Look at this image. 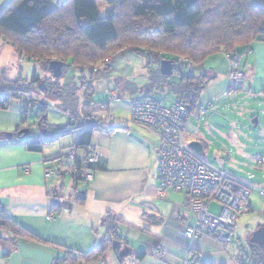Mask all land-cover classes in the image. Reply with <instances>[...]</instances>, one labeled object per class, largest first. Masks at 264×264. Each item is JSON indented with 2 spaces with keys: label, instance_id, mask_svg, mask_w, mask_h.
<instances>
[{
  "label": "crops",
  "instance_id": "crops-1",
  "mask_svg": "<svg viewBox=\"0 0 264 264\" xmlns=\"http://www.w3.org/2000/svg\"><path fill=\"white\" fill-rule=\"evenodd\" d=\"M9 1L0 0V9ZM239 51L242 55L241 70L244 74V82L239 90H245L246 94L263 91L264 40H254L240 47ZM3 53L6 60L9 54L17 57L19 62L26 58H20L13 46L0 39V56ZM13 57L10 64L13 62ZM3 64L0 58V95L13 92L11 84L15 82L19 87L31 85L32 91L36 88L37 83L30 84L31 80L22 79L21 65L17 66L16 71L10 67V64ZM174 64L176 65V62ZM227 68L228 63L222 51L208 56L201 63L192 64L185 70L188 76H185L186 72H184V78L179 75V84L170 85L176 94L173 102L182 97L183 84L188 82L186 78L189 80L191 78L190 81L195 83L196 87L200 86L196 104L204 103L207 109L215 102L226 104L232 97H221L219 100L213 98H218L226 86ZM44 71L47 72L46 69ZM34 75L37 76L36 71ZM38 78L47 79V83L54 86L57 84L52 82L54 78L50 75L49 78ZM70 79L63 80L62 87L70 86L72 83ZM55 88L52 89V94L54 97H60L62 90L59 91L60 95H57ZM109 89L107 88L106 91ZM23 92V89L15 91L18 94ZM131 92H133L131 89L120 94L117 91L115 95L117 98L107 96L105 92L106 99L98 100L96 106H93L94 96L87 97L83 92V100H80L78 89L69 94L72 100L78 102L76 109L79 102L86 108L84 113L83 111L79 113L80 120L83 119L82 114L89 117L82 121L84 125L104 120L108 112L113 113L114 116L113 120L104 125L109 129L108 135L91 137V142L97 145L100 158L94 177L88 182L69 176H63L60 180L44 176L47 170L62 168L70 163L68 159L58 161L54 159L78 140L81 129L75 126L73 128H77L78 134L75 137L70 135L63 138L62 136L69 134L71 130L63 129L66 124L62 126L48 124L45 104H43L45 122L42 124L35 110H27L25 115H22L21 109L26 103L20 98H11L6 108H0L2 213L48 242L40 243L27 239L16 235L8 228L0 227V264H54V259L63 257L67 248L86 253L99 244L106 247L101 257L78 264H180L182 262L185 250L171 242L165 241L164 245L167 249L162 258L156 259L151 255L154 248L162 241L165 223L188 226L192 224L193 219L184 207V193L175 190H168L163 196L157 193L159 142L153 134L142 127L129 124L124 118L130 114L131 101L136 98ZM32 93L35 96L29 100L40 102L36 96L43 92ZM242 93L246 95L245 92ZM90 98L92 104L88 106ZM103 104L108 106L107 110L100 108ZM198 122L189 120L184 136L189 142L193 140L202 142L206 153L205 137L199 130ZM24 129L29 130L28 135L19 134V131ZM188 129L192 133L191 136L188 134ZM58 131L63 134L57 136ZM8 132L12 133L10 139L6 137ZM222 134L228 137V133ZM232 137L233 143L241 146L242 143L238 138L234 135ZM31 140L42 142L40 150L28 149L26 143ZM55 142H59V146H52ZM84 151L83 148L77 151V157H83ZM240 153L247 159L253 158L245 151L241 150ZM208 165L218 169L209 163ZM263 166H258L261 169L260 176L251 174L250 182L256 187H264ZM226 172L239 180H248L229 171ZM255 178L257 179L254 180ZM260 205L264 207V196L254 188L239 210L252 213L254 208ZM50 213L54 218L48 220L46 216ZM260 226H264V216L259 219L256 228ZM113 241H118L120 247L113 248ZM196 246L199 247L205 264L227 263L225 259L217 257L216 254L220 249L215 244L201 239L196 242ZM122 250L125 252L120 255ZM236 259V257L229 259L228 264H237Z\"/></svg>",
  "mask_w": 264,
  "mask_h": 264
},
{
  "label": "trees",
  "instance_id": "trees-1",
  "mask_svg": "<svg viewBox=\"0 0 264 264\" xmlns=\"http://www.w3.org/2000/svg\"><path fill=\"white\" fill-rule=\"evenodd\" d=\"M105 1L113 8L99 16L95 0H10L0 9V39L13 46L20 58L32 59L44 67L51 60H61L81 71L92 69L106 56L125 47H135L147 55H161L160 52H164L166 58L173 61L176 55H185L192 65L201 63L214 53L233 49L239 51L240 47L254 40H264V0ZM122 6L126 12L117 9ZM141 28L142 31L138 32ZM175 67L174 72L182 77L184 72L180 73L177 65ZM186 80L188 82L183 84L182 97L174 103L183 102L194 108L200 86L196 87L191 78ZM39 81L38 76L34 75L30 84ZM92 84L87 97H92ZM17 85L16 82L12 83L13 92L0 95V108H6L11 98H20L26 103L35 96L31 85ZM53 88L54 84L47 83L45 93L52 94ZM71 88L64 87L60 97H71L69 94L77 90ZM21 89L24 90L23 94L15 93ZM91 101L90 98L88 106L92 104ZM44 113L45 107L39 117L41 124L45 122ZM77 127L83 129L77 140V151L81 148L85 150L91 142L92 131L86 128L88 125L78 124ZM41 144L40 140L26 143L28 149L34 150H40ZM62 159L67 158L60 154L54 160ZM0 227L8 228L24 238L48 243L20 226L2 210ZM105 249L103 244L86 253L67 248L63 257L54 259V264L87 263L101 257ZM252 259L253 264H264V255ZM236 263L252 264L241 258H237Z\"/></svg>",
  "mask_w": 264,
  "mask_h": 264
},
{
  "label": "rangeland",
  "instance_id": "rangeland-1",
  "mask_svg": "<svg viewBox=\"0 0 264 264\" xmlns=\"http://www.w3.org/2000/svg\"><path fill=\"white\" fill-rule=\"evenodd\" d=\"M95 3L99 16H103L107 9L113 8V5L107 4L105 0H95ZM117 9L125 11V7L123 6L117 7ZM141 31L142 28L138 32ZM160 54L147 55V53L139 51L135 47H125L120 53L116 52L106 56L100 63L93 65L92 69L81 71L78 68L74 69L65 65L61 77L57 80H51L57 83L55 91L57 95H60L59 91L64 90V87H62L64 83L62 81H67L71 78L70 82L72 83L69 87H75L80 91V100H83V92L84 95L90 94L89 86L90 83H93L92 96L95 99L93 106L97 105L98 100L106 99L105 92L107 96L109 94V96L117 98L115 96L117 91L120 94L121 92L128 91V89L133 90L131 92L132 96L134 95L133 97L146 96L159 100L164 105H170L176 99L174 88L170 85L172 83L179 84L180 77L178 72H173L169 76L161 74L159 59H165L166 56L164 52H160ZM4 56V53L0 56L4 63L3 65H9L13 56L9 54L7 60L6 56ZM179 57L186 56L176 55L174 62H177ZM10 65L16 71L17 66L21 65L22 70L20 73L24 80H31L34 71H36L38 77L49 78L50 75L48 71H44L45 67L41 63L34 62L32 59L23 58L19 62L17 57H13V62ZM176 65L180 67V63H176ZM184 72H186L185 76H188V72ZM107 88L115 90L109 89L106 91ZM242 92L246 94L245 90H238L231 96L232 98L230 97L231 99L226 104L213 103L211 107H208V114L198 124H200L199 130L204 134V144L207 147L203 158L215 168L226 170L238 177L248 179V173L257 176L261 174V169L258 168L253 159L257 155L264 156V92L246 95H243ZM36 98L40 100L42 105L45 104L47 106L46 115L48 124L56 126L66 124L63 129L67 128V130H71L69 134L63 135V138H67L70 135L75 137L78 134L77 128L80 130L81 127H77L76 129L73 127L83 124L82 121L87 117L85 114H82L83 119L80 120L81 116L79 113L86 111L83 103L81 105L79 102V106L76 109L78 102L76 103L70 97H54L53 94L45 92L40 93ZM100 108L107 110L108 106L103 104L100 105ZM115 114L118 115L116 112ZM108 116H113V113L108 112L106 118ZM129 117L130 114H127L124 118L128 120ZM106 122H104V125ZM81 130L82 133L83 129L81 128ZM188 132L191 136L190 129H188ZM222 133H228V137H224ZM62 134L63 132L59 133V131L56 133L57 136ZM233 135L242 143L241 146L233 143ZM76 143L77 140L74 144ZM52 146H59V142H55ZM241 150L247 152V154L249 153L253 158L247 159L243 157L240 153ZM210 210L215 214H219L221 205L217 202H212ZM262 216H264V207L262 205L254 208L252 213L237 211L233 239L224 248L217 246L220 249L216 254L217 257L225 259L227 261L226 264L229 263V259L234 257L244 259L245 262L253 264V257L258 258L264 255L263 250L250 241L252 234L257 229L256 225Z\"/></svg>",
  "mask_w": 264,
  "mask_h": 264
},
{
  "label": "built area",
  "instance_id": "built-area-1",
  "mask_svg": "<svg viewBox=\"0 0 264 264\" xmlns=\"http://www.w3.org/2000/svg\"><path fill=\"white\" fill-rule=\"evenodd\" d=\"M222 52L228 61L227 82L219 97H214V100L231 97L244 82L239 51L233 49ZM176 63H180V67L177 66L180 73L191 66V60L188 57H179ZM42 107L41 102L28 100L22 107L21 113L35 110L40 114ZM207 113L208 109L204 103L196 104L194 108H190L183 102L164 105L146 96L136 97L131 101L128 122L144 128L159 142L157 193L160 196L168 190L184 193V207L193 219L192 224L188 226L164 224L162 241L151 253L156 259L166 254L167 248L164 245L166 241L185 250V257L180 264H205L196 242L203 239L224 248L233 239L237 211L248 199L252 189L257 188L260 195L264 196V187H256L250 182L251 174L248 180H239L226 171L214 169L208 165L201 154L190 147V142L184 136L186 124L189 120L200 121ZM113 119L114 116H108L104 121H93L86 123L85 126L88 125L86 128L91 129V137L106 136L109 129L104 126V122ZM77 143L62 153V157L70 161L69 166L51 168L44 173L45 177L56 180H60L63 176L78 177L85 182L93 179L100 158L97 145L90 142L84 156L77 158ZM254 161L256 165L263 166L264 156L257 155ZM212 202L221 205L219 214L210 210ZM46 218L51 220L54 215L50 213Z\"/></svg>",
  "mask_w": 264,
  "mask_h": 264
},
{
  "label": "water",
  "instance_id": "water-1",
  "mask_svg": "<svg viewBox=\"0 0 264 264\" xmlns=\"http://www.w3.org/2000/svg\"><path fill=\"white\" fill-rule=\"evenodd\" d=\"M160 64V72L164 76H169L173 74L174 72V61L171 59H159ZM66 63L61 60H51L48 62L45 69L48 71V73L51 75L54 79H59L61 75L63 74L64 68ZM47 89V81L46 79L40 80L36 84V88H34L35 93L44 92ZM24 133L25 135L29 134L28 129H24L19 131V134ZM6 137L8 139L12 138V133H6ZM190 147L194 149L199 154L204 153L203 144L200 141L193 140L190 142ZM251 243L255 244L256 246L260 247L264 251V226H260L256 229V231L252 234L250 238ZM113 248H119L120 244L118 241L112 242ZM125 249V248H124ZM125 252V250H122L120 252V255H122Z\"/></svg>",
  "mask_w": 264,
  "mask_h": 264
},
{
  "label": "flooded vegetation",
  "instance_id": "flooded-vegetation-1",
  "mask_svg": "<svg viewBox=\"0 0 264 264\" xmlns=\"http://www.w3.org/2000/svg\"><path fill=\"white\" fill-rule=\"evenodd\" d=\"M175 66H176V65H175ZM175 68H176V67H174V70H176Z\"/></svg>",
  "mask_w": 264,
  "mask_h": 264
},
{
  "label": "clouds",
  "instance_id": "clouds-1",
  "mask_svg": "<svg viewBox=\"0 0 264 264\" xmlns=\"http://www.w3.org/2000/svg\"><path fill=\"white\" fill-rule=\"evenodd\" d=\"M43 108V107H42Z\"/></svg>",
  "mask_w": 264,
  "mask_h": 264
}]
</instances>
